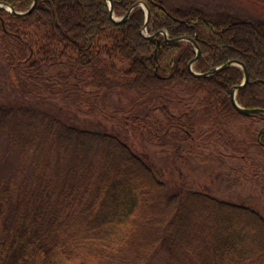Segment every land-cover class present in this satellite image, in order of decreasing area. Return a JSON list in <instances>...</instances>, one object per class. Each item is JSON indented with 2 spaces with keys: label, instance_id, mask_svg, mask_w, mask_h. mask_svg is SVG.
I'll return each instance as SVG.
<instances>
[{
  "label": "trees",
  "instance_id": "obj_1",
  "mask_svg": "<svg viewBox=\"0 0 264 264\" xmlns=\"http://www.w3.org/2000/svg\"><path fill=\"white\" fill-rule=\"evenodd\" d=\"M141 1L149 33L196 40V71L242 61L238 102L264 109V18L196 0H113L114 13ZM145 21L142 6L115 21L107 0L0 5L17 92L0 99V139L20 155L0 176V264H264V210L194 188L181 168L170 177L141 144L177 161L239 159L235 183L264 197V113L231 100L244 71L195 75L194 44L158 45Z\"/></svg>",
  "mask_w": 264,
  "mask_h": 264
},
{
  "label": "rangeland",
  "instance_id": "obj_2",
  "mask_svg": "<svg viewBox=\"0 0 264 264\" xmlns=\"http://www.w3.org/2000/svg\"><path fill=\"white\" fill-rule=\"evenodd\" d=\"M203 4L227 6L236 11L247 15L258 16L264 18V0H196ZM144 31V30H143ZM146 32V31H145ZM248 35L243 37H247ZM248 38V37H247ZM5 63L0 56V99L8 100L16 95V91L12 84L8 81ZM57 104L51 105L56 109ZM75 111L64 112L68 117L75 115ZM80 116V115H79ZM90 126H97L101 123L100 119L94 117H84ZM143 148L149 149L153 160L168 168L170 177H175L177 167L184 172L186 177L192 183L194 188L205 189L210 193L219 197L240 202L246 201L254 206L264 210V197L257 184L245 179L241 183H235L237 179V171L242 162L239 159L223 158L214 156L210 160L202 161L190 158L187 161L175 160L171 157L170 151L153 147L150 143H141ZM9 150V152H7ZM20 155L17 151L10 147L8 141L0 139V176L7 175L10 169L18 163ZM244 166L241 167V170ZM241 173V171H240Z\"/></svg>",
  "mask_w": 264,
  "mask_h": 264
},
{
  "label": "water",
  "instance_id": "obj_3",
  "mask_svg": "<svg viewBox=\"0 0 264 264\" xmlns=\"http://www.w3.org/2000/svg\"><path fill=\"white\" fill-rule=\"evenodd\" d=\"M38 0H35L33 5L28 9V10H25V11H18L16 10L15 8H13L12 6L6 4V3H0V5L6 7L8 10H10L12 13L14 14H19V15H25V14H29L33 11V9L35 8V5L37 3ZM109 2V5H110V9H111V13H112V18L118 22H121V21H125L127 20L130 16H131V11L133 8H135L136 6H139V5H142L145 9H146V26L148 25L149 23V17H150V14H151V10L150 8L148 7L147 3L144 2V1H141V2H138L136 4L133 5V7L126 13V15L120 17V18H117L115 15H114V2L113 0H108ZM145 26V28H146ZM159 34H164L165 35V39L167 42H170V41H180V40H188V41H191L194 43V45L196 46V49H197V57L195 58V60H193L190 64V68H191V71L195 74V75H198V76H208V75H211V74H214L224 68H227V67H230L232 65H237V66H240L243 71H244V80L243 82L238 85V86H235L231 89V100H232V103L233 105L243 114H246V115H250V114H253V113H264V109L263 108H246V107H243L241 104H239V102L237 101V92L239 89L243 88L249 81V77H250V74H249V70L247 68V66L240 60L238 59H235V60H230L229 62H227L226 64H223V65H220V66H216V67H213L211 68L209 71L207 72H197L195 70H193L192 66H193V63L198 60L201 56V48L199 46V44L195 41V39L193 37H191L190 35H186V36H181V37H177V38H174V39H169V37L167 36V31L165 30H161V31H158L156 32L155 34H152V35H147L150 39H157V42H158V45H160V39H158V35Z\"/></svg>",
  "mask_w": 264,
  "mask_h": 264
}]
</instances>
